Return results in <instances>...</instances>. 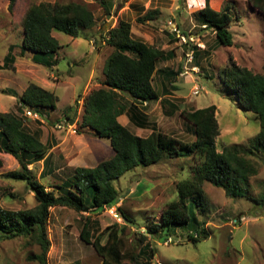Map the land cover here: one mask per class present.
<instances>
[{
	"label": "rangeland",
	"instance_id": "374dc122",
	"mask_svg": "<svg viewBox=\"0 0 264 264\" xmlns=\"http://www.w3.org/2000/svg\"><path fill=\"white\" fill-rule=\"evenodd\" d=\"M205 1L112 0L114 6L108 16L95 0H16L11 12L8 1L0 0V113H18L29 132H36L41 142H47L49 148H53L48 151L47 173H41L44 167L41 162L28 166L36 180L56 192L54 187L65 183L75 167H85V164L86 167H94L110 159L113 152L110 146L105 149L93 141L89 142L91 150L84 145L83 152L71 153L70 146L82 145L84 137L65 119V115L72 117L73 111H68V108L77 101L76 111L81 114V99L101 87V72L112 49L99 35L115 27L118 20L130 23L132 39L159 49L173 50L176 54L172 61L160 64L158 68L165 66L180 72L172 83L177 90L168 98L180 109L169 114L170 110L163 107L164 115L160 109L156 110L157 130L180 142H189L193 137L180 117V111L214 105L219 127L218 151L222 147L238 145L247 152L249 141L259 130L258 118L237 104L233 93L221 82L220 72L231 58L238 66L264 75V16L252 9L246 0H208L212 9L227 11L232 18L228 30L233 44L231 47H218L213 32L203 29L195 18V13L204 7ZM68 2L87 6L95 18L93 28L81 29L77 38L53 31L52 36L60 49L59 60L51 68L34 64L29 51L21 55L22 18L26 10L40 3ZM147 12L155 14L152 20H144ZM183 32L190 33L189 38L182 37ZM193 47L200 52L197 63L191 60ZM10 48H13L10 52L15 62L1 68ZM205 50L208 55H202ZM92 71L93 78L90 77ZM155 78L156 90L161 91ZM29 84L52 91L58 98L55 110H41L38 118L33 119L18 109L19 97ZM147 134L143 131L142 136ZM0 160V208L10 211L33 209L36 201L25 183L7 178L9 173L19 170L16 160L3 153H0ZM250 160L257 173L248 179L249 199L264 193V152L251 155ZM191 166L190 160H166L148 169H132L116 180L114 185L119 199L114 208H121L131 223L124 221L117 211L115 218L110 208L88 213L51 208L47 224L50 242L47 264L102 263L91 245L79 237L86 218L92 223V238L100 237L101 244L107 242L111 232L109 228L116 225L114 231L128 259L137 255L140 247L147 245L154 250L150 264H264V213L246 198L230 199L223 190L208 183L203 184L207 211L197 217L198 227L207 232L208 239L196 243L188 241L189 233L195 235L197 225L194 221L185 228H165L154 236L147 234L152 223H160V215L166 205L176 200L175 184L183 179L184 174H190ZM189 208L198 214L192 204ZM39 253V246L25 238L0 239V264H37L29 261L28 256ZM128 259L127 262L130 261Z\"/></svg>",
	"mask_w": 264,
	"mask_h": 264
},
{
	"label": "trees",
	"instance_id": "16d2710c",
	"mask_svg": "<svg viewBox=\"0 0 264 264\" xmlns=\"http://www.w3.org/2000/svg\"><path fill=\"white\" fill-rule=\"evenodd\" d=\"M11 12L16 0H7ZM105 15L110 16L113 9L112 0H95ZM247 4L264 16V0H246ZM155 14L147 12L144 20H152ZM195 18L203 29H210L215 36L218 47H231L232 35L228 26L232 21L227 11L218 12L209 6L195 13ZM141 23V20H137ZM95 24L92 12L82 3L66 4L40 3L30 6L22 18V49L20 54L29 51L31 60L36 65L51 68L58 62L60 45L52 36L56 31L71 38H77L81 29L90 30ZM129 22L118 20L115 27L99 35L100 39L112 49L103 69V80L99 89L92 91L82 102L79 126L89 128L98 139L107 140L113 151L110 159L102 161L93 168L77 167L68 180L56 185L51 191L32 175L28 166L43 163L42 174L47 173L48 143H43L39 135L29 132L24 120L15 113H0V153L12 156L19 165V170L11 172L7 178L24 182L33 193L36 206L30 210L10 211L0 208V239L25 238L40 248L38 255L28 256L31 262L47 264L50 242L47 237V224L51 208H67L77 213L101 212L105 208L117 205L119 192L114 182L135 168L148 169L163 161L176 159L190 160V174L175 184L177 198L162 210L160 223H152L147 234L156 235L167 228H185L192 221L196 223L195 235H187L188 241L196 243L208 239L204 229L198 227L197 217L206 213L208 202L203 184L208 183L223 190L226 197L236 200H249L261 213H264V193L257 198H247L248 179L255 176L256 168L250 156L264 152V75L254 74L245 67L238 66L231 58L220 72L221 82L235 96L237 104L244 110L252 112L258 118V133L249 141L247 152L238 145L222 147L218 151L216 140L219 127L216 119V107L209 105L202 109L180 111L187 129L193 137L189 142L165 135L153 130L147 137L133 135L120 125L117 118L128 113L134 124L143 125L139 107L144 104L159 102L167 107L170 113L178 112L172 101L168 100L176 91L172 85L180 72L169 68H158L175 57L173 50H163L153 45L134 40L131 36ZM190 33L182 34L189 38ZM9 52L4 58L2 67H9L15 58ZM194 50V51H193ZM191 60L197 63L200 52L195 47ZM207 50L202 55H208ZM165 75L160 84L161 91L156 90V75ZM159 81V80H158ZM171 89V91H170ZM120 94L128 96L132 102L123 101ZM57 97L52 91L35 84H29L19 97V108L27 107L38 115L41 110H55ZM147 105H144L146 107ZM78 101L68 111H73V122L77 115ZM0 160V168H1ZM49 171V170H48ZM44 176V175H43ZM140 187V186H138ZM196 213L190 210V204ZM121 218L131 223L132 220L121 208H116ZM116 225L109 228L107 242L101 244V238H92V223L89 218L83 224L80 239L91 245L101 258V264H123L127 259L121 240L116 235ZM199 229V232H197ZM149 251V254H147ZM154 250L150 246L139 248L137 255L130 257L126 264H150ZM141 259H144L142 261Z\"/></svg>",
	"mask_w": 264,
	"mask_h": 264
},
{
	"label": "crops",
	"instance_id": "0c3cea01",
	"mask_svg": "<svg viewBox=\"0 0 264 264\" xmlns=\"http://www.w3.org/2000/svg\"><path fill=\"white\" fill-rule=\"evenodd\" d=\"M139 41V40H138ZM142 42V41H141ZM176 55V54H175ZM175 58V57H174ZM163 64V63H162ZM164 68H167V67H165L164 66ZM101 74L103 75V72H101ZM93 71L91 72V75H90V77H92L93 78ZM103 77V76H102ZM156 77H157V80H159L158 82H159V84H161V83H163L164 82V79H165V75L162 73L161 75H159L158 76V74L156 75ZM91 78V79H92ZM95 84H97V83H95ZM96 87H98V85H96ZM120 97L123 99V101H126V102H132V100L128 97V96H126V95H124V94H120ZM57 100H58V98H57ZM82 100V102H83V99H81ZM79 102H81V101H79ZM82 102H81V109H82ZM144 105H147L146 107H144ZM143 105V107H139V110H140V112H142L143 113V115H145L144 116V119H143V117H142V123H143V125H140V126H137L136 124H134L133 123V121H132V118H131V116L128 114V113H124V114H122V115H120L118 118H117V121H118V123L120 124V125H122V126H124L126 129H128V131H130L133 135H135V136H137V137H141V138H145V137H147L153 130H157V128H156V121L154 120L155 119V115H154V112L156 111V110H158V109H160L161 111H162V114L164 115V113H163V105L162 104H160L159 102H154V103H149V104H144ZM73 115V114H72ZM80 112L79 111H77V115H76V117H75V119L73 120V122H70V124H72V126L74 127V128H77V131H78V133L80 134V135H83V137H84V140H83V142H82V145H79V146H76V147H74V146H70L71 148H70V152L71 153H75L76 151H80V150H82V152L84 151V149H85V146H88V149L89 150H91V147H90V144H89V142L90 141H93V142H95V143H97V144H99V145H101V147L102 148H105V149H107L108 148V146H109V143H108V141L107 142H101V141H103L102 139H98V138H96L95 137V135H94V132L92 131V130H90L89 128H82V127H80L79 125H78V121L80 120ZM152 117H154V118H152ZM72 118V117H71ZM157 119V118H156ZM67 120H69V119H67ZM69 126V125H68ZM72 126H69V128H71ZM143 131H147L148 132V134L146 135V136H142V134H143ZM158 131V130H157ZM73 132V131H72ZM85 145V146H84ZM51 149H53V148H51ZM50 149V150H51ZM92 149H93V147H92ZM82 152L80 153V154H82ZM49 154V153H48ZM84 155H86V154H84ZM92 155V157L94 158V159H92V160H95L96 158L94 157V155L93 154H91ZM99 156V155H98ZM113 156V152H112V154H111V157ZM64 157H67V156H64ZM110 157V158H111ZM79 166V165H78ZM85 167H86V164L84 165ZM96 166V165H95ZM94 166V167H95ZM69 167H71V166H69ZM75 168H77V167H75ZM74 168V169H75ZM88 168H90V167H88ZM91 168H93V167H91ZM74 169L72 170V171H74ZM71 177V176H70ZM62 184V183H61ZM48 190V189H47ZM52 189L50 188V190L49 191H51ZM56 193V192H55Z\"/></svg>",
	"mask_w": 264,
	"mask_h": 264
},
{
	"label": "built area",
	"instance_id": "2783aa9c",
	"mask_svg": "<svg viewBox=\"0 0 264 264\" xmlns=\"http://www.w3.org/2000/svg\"><path fill=\"white\" fill-rule=\"evenodd\" d=\"M177 30V29H176ZM175 29H174V31L175 32H178V30L176 31ZM192 58V57H191ZM196 91H197V89H196ZM193 92H195V90L193 91ZM194 94V93H193ZM195 94H196V92H195ZM23 112H25V115L26 116H28V117H30V118H33V119H37L38 118V115L37 114H35V113H33L30 109H28L27 107H24L23 109ZM105 209H109V208H105ZM111 209V214L112 215H114V217L116 218L117 217V215H116V213H115V208L113 207V208H110ZM157 264H159V263H157Z\"/></svg>",
	"mask_w": 264,
	"mask_h": 264
},
{
	"label": "clouds",
	"instance_id": "9594fccd",
	"mask_svg": "<svg viewBox=\"0 0 264 264\" xmlns=\"http://www.w3.org/2000/svg\"><path fill=\"white\" fill-rule=\"evenodd\" d=\"M159 263V262H158ZM160 264V263H159Z\"/></svg>",
	"mask_w": 264,
	"mask_h": 264
}]
</instances>
